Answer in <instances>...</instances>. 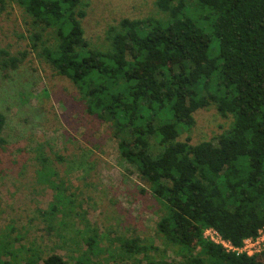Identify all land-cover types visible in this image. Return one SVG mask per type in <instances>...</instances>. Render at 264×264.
<instances>
[{"label": "trees", "instance_id": "trees-1", "mask_svg": "<svg viewBox=\"0 0 264 264\" xmlns=\"http://www.w3.org/2000/svg\"><path fill=\"white\" fill-rule=\"evenodd\" d=\"M19 2L43 29H54L42 54L77 85L87 112L113 121L115 137L126 135L120 154L163 202L158 230L184 259L148 256L139 237L126 251L143 253L147 264H264V251L237 255L204 236L213 227L241 246L264 226V0H157L166 20L125 17L105 49L85 37L84 0ZM4 54L2 68L16 69L21 59ZM211 104L233 118L218 143L179 139L194 112ZM6 119L0 112V133ZM25 264L70 263L55 253Z\"/></svg>", "mask_w": 264, "mask_h": 264}, {"label": "rangeland", "instance_id": "rangeland-1", "mask_svg": "<svg viewBox=\"0 0 264 264\" xmlns=\"http://www.w3.org/2000/svg\"><path fill=\"white\" fill-rule=\"evenodd\" d=\"M84 2L85 37L98 48L110 44V29L125 17L168 18L157 0ZM35 33H41L36 46ZM55 39L54 29H43L19 0L0 1V112L7 118L0 133V262L25 264L56 253L70 264H147L143 253L126 251L136 237L149 246L148 256L183 260L158 230L163 202L121 156L113 121L87 112L77 85L42 54ZM4 52L21 59L16 69L2 68ZM193 115L179 135L193 144H217L233 121L215 104ZM41 151L50 158L41 159ZM41 166L51 173L41 177Z\"/></svg>", "mask_w": 264, "mask_h": 264}, {"label": "built area", "instance_id": "built-area-1", "mask_svg": "<svg viewBox=\"0 0 264 264\" xmlns=\"http://www.w3.org/2000/svg\"><path fill=\"white\" fill-rule=\"evenodd\" d=\"M204 236L217 244H221L226 251L234 252L237 255L245 253L252 256L264 251V226L259 229L257 236L246 238L241 246H236L230 240L224 239L213 227L206 228Z\"/></svg>", "mask_w": 264, "mask_h": 264}]
</instances>
